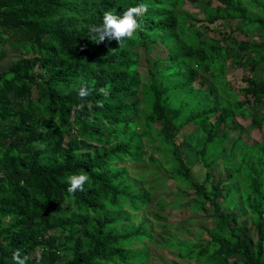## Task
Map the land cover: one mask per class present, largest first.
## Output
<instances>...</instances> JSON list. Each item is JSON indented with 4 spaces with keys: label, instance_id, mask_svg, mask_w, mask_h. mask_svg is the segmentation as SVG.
Returning <instances> with one entry per match:
<instances>
[{
    "label": "trees",
    "instance_id": "1",
    "mask_svg": "<svg viewBox=\"0 0 264 264\" xmlns=\"http://www.w3.org/2000/svg\"><path fill=\"white\" fill-rule=\"evenodd\" d=\"M186 2L201 5V19ZM140 3L148 11L131 40H90L88 26L106 11ZM218 22L228 30L208 29ZM150 45L157 53L143 80L138 54ZM5 48L19 57L0 70V264H13L17 249L28 264L37 253L41 264H147L155 237L147 207L168 181L211 209L204 245H171L189 264H264V142L230 140L236 118L264 137V0H0V61ZM225 68H245L244 86ZM105 86L107 97L98 91ZM225 155L228 182L209 191L193 182L190 161L211 182ZM130 163L150 165L158 182L142 187L148 177H131ZM80 173L89 181L69 194L67 177ZM239 203L257 242L233 215Z\"/></svg>",
    "mask_w": 264,
    "mask_h": 264
},
{
    "label": "rangeland",
    "instance_id": "2",
    "mask_svg": "<svg viewBox=\"0 0 264 264\" xmlns=\"http://www.w3.org/2000/svg\"><path fill=\"white\" fill-rule=\"evenodd\" d=\"M186 11H188L193 17L199 19L202 18V8L199 3L193 4L191 2H186L184 5ZM238 25V22H234V26ZM218 26L219 29L222 28L223 31H227L228 28L221 25L219 22L215 25L208 26V29H214ZM209 37L218 38L215 32H208ZM256 38L255 34H252ZM238 38H243L238 35ZM155 45H150L148 50L141 49L139 51L140 64L138 65V71L141 73L143 80H147V69L148 65L145 61H148L147 57L150 59L155 57L157 49H154ZM19 53L16 50H9L5 48V56L0 61V70H5L9 65H11L17 58ZM225 76L230 81L234 87L244 86L241 78L246 74V69L230 68L224 69ZM258 74H263L260 68H257ZM196 87V84H195ZM260 111V109L258 110ZM235 125L241 126L238 130L232 131L230 135V140L237 139L240 137V133L245 140L246 144L251 145L254 143L264 142V137L260 130L253 126L250 121L242 120L240 118L235 119ZM233 126V125H231ZM194 128L188 127L183 129V135L187 136ZM230 131V132H231ZM178 139L177 141H179ZM180 149H185V142L181 143L179 141ZM221 146L220 142H215L214 147L218 149ZM229 145H227L224 150L229 152ZM243 145H240L239 152L243 150ZM227 159V155L222 156L216 166L214 167V177H212L211 182H203L206 177V170L203 169L198 161L189 162L188 166L190 168V174L193 182L200 186L205 191H209L213 184L217 185L221 180L225 183L229 181L228 170L225 169L222 164L223 160ZM190 160V159H189ZM238 163L229 165L230 172L235 171ZM130 168V176L133 178H139L140 175L144 174L148 177V180L142 182V187L146 188L152 182H158L157 180L151 181L150 175L146 171L151 168L150 165L144 163L141 164H127ZM233 178V177H232ZM169 184L156 188L154 192L152 202L148 205L147 209L150 211V223L155 229L154 241L150 244V259L147 264H189L188 261L179 255L178 249L172 248V244L183 245L188 248H197L200 245H204L205 232L212 227V219L210 216V207L204 202L203 198L197 196L193 190L185 184L183 185L184 193L180 192V188L175 184L168 181ZM226 192L222 189V195ZM163 195L165 197H163ZM157 199L162 202L161 205L157 203ZM240 200L239 197L235 198ZM240 203L233 211V215L237 217L239 226L243 227L246 232L253 238L254 242H257L256 230L253 225V216L246 209H242ZM205 209V210H204ZM207 209V211H206ZM224 216L231 214L230 209L223 205Z\"/></svg>",
    "mask_w": 264,
    "mask_h": 264
},
{
    "label": "clouds",
    "instance_id": "3",
    "mask_svg": "<svg viewBox=\"0 0 264 264\" xmlns=\"http://www.w3.org/2000/svg\"><path fill=\"white\" fill-rule=\"evenodd\" d=\"M148 11V5L140 3L137 6L128 7L122 14L117 15L111 11H106L103 14L102 23L100 25H89L88 34L91 41L96 43H103L105 40L116 41L120 46L123 45L125 40H131L138 30L141 29V24L138 21V17H141ZM102 96L107 97L110 93V89L105 86L98 89ZM90 94L87 85L81 84L78 90V96L84 99ZM98 107H102L101 102H97ZM85 104L80 103L77 105L78 110L83 111ZM87 108L91 110L92 104L89 103ZM89 181V176L84 173L71 174L67 177L66 183L68 184L67 192L74 194L78 190L83 191L84 185ZM13 264H28L31 259L30 256L24 255L20 250H15L12 253ZM42 255L36 254V264H41Z\"/></svg>",
    "mask_w": 264,
    "mask_h": 264
}]
</instances>
